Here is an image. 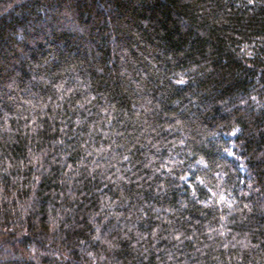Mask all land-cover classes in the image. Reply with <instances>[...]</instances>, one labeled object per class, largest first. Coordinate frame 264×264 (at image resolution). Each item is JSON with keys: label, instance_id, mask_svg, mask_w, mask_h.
Masks as SVG:
<instances>
[{"label": "trees", "instance_id": "trees-1", "mask_svg": "<svg viewBox=\"0 0 264 264\" xmlns=\"http://www.w3.org/2000/svg\"><path fill=\"white\" fill-rule=\"evenodd\" d=\"M0 264H264V0H0Z\"/></svg>", "mask_w": 264, "mask_h": 264}]
</instances>
